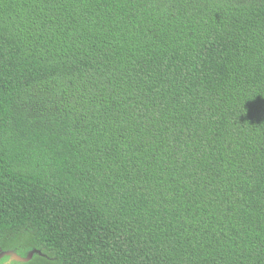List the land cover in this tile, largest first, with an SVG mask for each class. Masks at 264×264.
Returning <instances> with one entry per match:
<instances>
[{
  "label": "trees",
  "instance_id": "obj_1",
  "mask_svg": "<svg viewBox=\"0 0 264 264\" xmlns=\"http://www.w3.org/2000/svg\"><path fill=\"white\" fill-rule=\"evenodd\" d=\"M0 254L264 264V0H0Z\"/></svg>",
  "mask_w": 264,
  "mask_h": 264
},
{
  "label": "rangeland",
  "instance_id": "obj_2",
  "mask_svg": "<svg viewBox=\"0 0 264 264\" xmlns=\"http://www.w3.org/2000/svg\"><path fill=\"white\" fill-rule=\"evenodd\" d=\"M9 255H10L11 257H17V255L14 254V253H9ZM1 257L3 258V255L0 254V258H1ZM11 257H10V258H11ZM18 257H19V256H18Z\"/></svg>",
  "mask_w": 264,
  "mask_h": 264
},
{
  "label": "water",
  "instance_id": "obj_3",
  "mask_svg": "<svg viewBox=\"0 0 264 264\" xmlns=\"http://www.w3.org/2000/svg\"><path fill=\"white\" fill-rule=\"evenodd\" d=\"M7 254H9V253H7ZM15 259H17V260H20V258L17 256V257H14Z\"/></svg>",
  "mask_w": 264,
  "mask_h": 264
}]
</instances>
